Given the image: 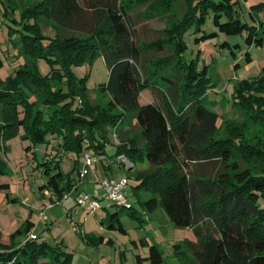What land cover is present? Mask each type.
Here are the masks:
<instances>
[{"label":"trees","instance_id":"1","mask_svg":"<svg viewBox=\"0 0 264 264\" xmlns=\"http://www.w3.org/2000/svg\"><path fill=\"white\" fill-rule=\"evenodd\" d=\"M140 1L40 0L19 5L24 20H35L17 23L13 19L18 28L10 27L7 34L24 61L15 69L16 76L9 79L10 84H4L0 75V143L17 134L25 124L38 143L46 142L48 135L58 138L62 154L76 150L78 155L91 151L108 156L105 144L110 131L116 128L117 132L132 112L140 132L125 137L120 131L121 142L113 157L125 154L132 160L133 169L138 162H149L150 169L135 172L140 180L136 191L146 190L148 198L143 205L148 213L162 207L175 227L194 232L197 239L187 238L183 245L186 248L177 244L183 264H264V121L260 120L261 106L259 113L253 107L262 101L254 95L247 100L252 95L246 96L240 90L239 95L246 102H242L243 122L224 120L220 124L219 114L206 101L213 79L207 66L198 69L194 60L183 57V35L188 30L202 32L212 16L217 31L203 32V36L195 38L198 44L218 32L240 34L244 29H248L246 41L250 44L264 46V37H258L257 25L242 21L237 13L239 0H185L190 7L188 12L182 20L174 21L169 30L173 53L154 60L148 70L144 50L159 46L164 51L167 44L163 39L152 41L151 46L138 42L136 17L131 10L132 3ZM161 5L165 6L163 2ZM250 8L254 17L255 11H264V1ZM41 15L66 33L56 37L44 34ZM98 55H104L109 67L107 82L98 87L101 94L109 96L103 107L93 104L84 78L71 80L72 64ZM39 59L52 64L54 76L40 75ZM3 65L0 55V69ZM63 75L69 76L67 92L62 88ZM159 80L166 88L158 85ZM23 84L35 94L32 103L25 97ZM252 84L264 91V68L258 79L244 81L245 88ZM145 87L160 90V101L141 104ZM232 158L236 161L230 164ZM215 159L224 163L215 175L189 170L195 161ZM79 162L78 159L74 169L78 175ZM41 163L48 175L46 187L56 195V202L83 179L81 175L78 181L71 179L59 158H46ZM118 216L119 211L110 215L116 219ZM120 229L126 231L122 225ZM46 256L51 257L53 264H69L72 258L71 253L52 247L46 240L39 241L35 235L21 243L0 242V264H39ZM144 259L151 264L164 261L157 244L150 245L147 257L138 254L137 264H144Z\"/></svg>","mask_w":264,"mask_h":264},{"label":"rangeland","instance_id":"2","mask_svg":"<svg viewBox=\"0 0 264 264\" xmlns=\"http://www.w3.org/2000/svg\"><path fill=\"white\" fill-rule=\"evenodd\" d=\"M35 1L40 0H0V55L4 60L0 75L4 84H10L9 79L16 76L15 69L24 61L23 56L19 55V48L15 47L14 42L7 36L8 31L10 27L18 28L13 19H16L17 23L23 21L34 23L33 17L23 19L19 5H30ZM167 1L142 0L132 3L134 6L131 12L136 17L138 42L151 46L152 41L163 39L167 44L164 51H161L159 46L157 48L151 46L144 50V61L148 70L154 66V60L167 53H173L174 44L168 40L171 34L169 30L173 22L182 20L190 8L185 0H175L172 3ZM261 1L264 0H239L236 5L242 21L257 25L259 38L264 37V11H255L253 17L250 6ZM161 2L165 6L161 7ZM151 6L154 7L153 10ZM142 10L145 12L142 13ZM6 14L10 17L8 18ZM22 26L21 24L19 29H22ZM40 26L42 32L49 37H56L61 33L59 28L44 15L40 17ZM214 31H217V28L212 16H209L202 32L195 33L188 30L183 35L186 43L183 57L188 61L194 60L198 69L207 66L209 75L213 79V85L206 98L209 108L219 114L220 124L224 120L243 122V105L246 102L242 101L243 96L239 95L241 90L246 96L252 95L247 100H251L254 95L262 101V104L256 102L253 107L259 113L261 106L263 111L259 115H261L260 120L264 121V91L255 88L257 84L247 88L244 85V81L256 80L263 75L264 46L246 41L248 29H244L240 34L231 35L218 32L217 35L201 40L199 44L196 42L195 38L203 36V32L209 34ZM64 33L66 31L61 34ZM38 69L43 77L54 76L53 66L46 59L38 60ZM71 70L74 73L72 81L84 78L85 87L89 90L93 104L106 106L109 96L101 94L98 90L99 85L107 82L109 78V67L104 55L87 58L82 63H74L71 65ZM173 74H177L175 77H178V73L173 71ZM60 78L62 88L67 92L69 76L63 75ZM158 83L159 86L166 88L162 80ZM22 87L26 91L25 97H28L32 103L36 98L34 92L25 84ZM158 91L153 90L152 87H145L140 95V103L159 102ZM22 109L23 106L20 107V110ZM23 115L24 112H21V117ZM135 122L134 114L129 112L118 126L117 138L114 136L116 129L110 131L105 148L107 155L112 157L111 168L105 170L104 165L98 163L96 176L93 170H90L88 177L84 178L86 181L78 183V187L82 183L80 188L67 192L64 198L57 202L56 195L46 187L48 175L41 162L46 158L52 161L61 159L60 164L65 173L71 174V179L78 181L80 175L74 169L78 159L82 167L83 153L78 155L76 150H71L62 154L60 141L52 135H48L46 142L38 143L31 137L25 124L20 126L17 134L2 140L0 143V242L6 245L21 243L33 234L39 241L46 240L52 244V247L71 253L69 264H137V255L147 257L150 245L157 244L163 253L162 264H183L177 244L183 246L187 238L193 240L197 238L191 229L175 227L162 207L154 213H148L144 207L143 201L148 198V194L146 190L136 191V185L140 180L136 178L135 172L147 170L150 167L149 162L147 160L138 162L135 164V169L132 167L131 170L113 157L121 142L120 131H123L125 137L139 134V127ZM221 128L224 132V126ZM235 161L236 158L230 159V164ZM223 168L224 163L216 159L209 162L195 161L189 166V170L193 173L206 171L211 175H215ZM124 177L129 179L125 188L129 207L110 204L105 208L108 202L100 198L104 193L100 182L108 178L119 181ZM83 192H90L102 199V207L97 213L76 205L77 197ZM114 211H119L117 219L110 217ZM29 224L31 229L26 233ZM112 224L115 227L111 226ZM120 225L126 231H122ZM18 230H22V233H18ZM184 248L186 247L183 246ZM143 261L144 264H151L148 259ZM39 264L53 263L51 257L46 256L40 259Z\"/></svg>","mask_w":264,"mask_h":264},{"label":"built area","instance_id":"3","mask_svg":"<svg viewBox=\"0 0 264 264\" xmlns=\"http://www.w3.org/2000/svg\"><path fill=\"white\" fill-rule=\"evenodd\" d=\"M114 136L115 138H117L116 130L114 132ZM83 155H84V164L81 167V174H80L83 179L88 175L89 171L93 169L101 161H103L107 165L112 164V159H111L112 157L109 156L94 154L91 151H85ZM115 159L119 161L121 165L125 166L127 169H131L132 167H134L132 160L129 157H127L125 154L118 155ZM100 183L104 188V193L100 196V198L107 200L108 206L110 204H115L121 207H129L128 196L125 193V188L129 183L128 177H124L119 181L108 178L102 180ZM66 197L67 196H65V198ZM102 199H99L98 196H95L89 192H83L77 197V204L81 208H88V210L91 212H97V210L102 207L101 205ZM30 236H34V235L32 234Z\"/></svg>","mask_w":264,"mask_h":264},{"label":"crops","instance_id":"4","mask_svg":"<svg viewBox=\"0 0 264 264\" xmlns=\"http://www.w3.org/2000/svg\"><path fill=\"white\" fill-rule=\"evenodd\" d=\"M100 163H102L103 165H104V168L103 169H105V170H107L108 168H111V166L113 165V163L111 164V165H107L106 163H104L103 161H101ZM84 164V163H83ZM83 166V165H82ZM97 169H98V166L96 165L93 169H91V170H93V173L95 174V176H96V174H97ZM88 177V176H87ZM85 179H86V177H85ZM85 179H83L81 182L82 183H84L86 180ZM81 183V184H82ZM81 184H80V186H81ZM80 186L78 187V185H77V188L76 189H78V188H80ZM90 193V192H89ZM106 208V207H105ZM98 211V210H97ZM95 213H97V212H95Z\"/></svg>","mask_w":264,"mask_h":264}]
</instances>
